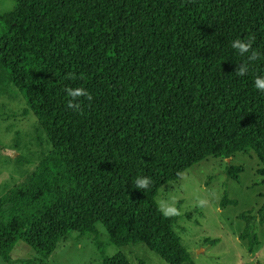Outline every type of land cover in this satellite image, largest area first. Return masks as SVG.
<instances>
[{
    "label": "trees",
    "instance_id": "trees-1",
    "mask_svg": "<svg viewBox=\"0 0 264 264\" xmlns=\"http://www.w3.org/2000/svg\"><path fill=\"white\" fill-rule=\"evenodd\" d=\"M13 1L0 14V67L53 148L28 185L0 196V259L44 264L75 232L93 239L101 264H131L107 249L138 243L170 264H195L180 215L163 216L157 197L211 155L253 152L264 179V92L254 85L264 76V0ZM237 38L252 39L260 57L241 56ZM78 87L93 99L73 110L66 89ZM242 172L226 168L236 181ZM137 177L151 179L147 190ZM238 203L225 194L221 206ZM239 217L253 253L256 217ZM18 241L40 256L14 260Z\"/></svg>",
    "mask_w": 264,
    "mask_h": 264
},
{
    "label": "rangeland",
    "instance_id": "rangeland-1",
    "mask_svg": "<svg viewBox=\"0 0 264 264\" xmlns=\"http://www.w3.org/2000/svg\"><path fill=\"white\" fill-rule=\"evenodd\" d=\"M14 4L13 0H0V14L10 11ZM27 109L24 96L0 67V196L11 188L28 185L41 160L53 148L46 131ZM230 163L243 168L239 181L227 177ZM259 167L253 152H238L230 159L211 155L160 189L157 201L160 207L172 205L178 210L180 218L175 228L195 264H264V224L260 223L264 179L257 172ZM225 194L237 199L238 205L222 207ZM200 201H204L203 206ZM245 211L255 215L261 240L253 253L239 238L245 225L239 215ZM119 251L131 264H139L140 259L145 264H170L144 243L110 246L107 254ZM11 256L18 261L37 258L40 253L18 241ZM0 264L8 263L0 259ZM44 264H101V256L92 238L72 232Z\"/></svg>",
    "mask_w": 264,
    "mask_h": 264
},
{
    "label": "clouds",
    "instance_id": "clouds-1",
    "mask_svg": "<svg viewBox=\"0 0 264 264\" xmlns=\"http://www.w3.org/2000/svg\"><path fill=\"white\" fill-rule=\"evenodd\" d=\"M253 40L249 39L247 41L241 40L239 38L233 40L231 42V46L233 49L237 50L238 53L243 56L251 51V55L248 57L249 61H255L260 57V53L256 50L252 49ZM249 68L247 64H240L236 69V75L243 77L248 74ZM69 78H75L74 74L69 73ZM254 85L257 90L264 92V76H256L254 80ZM67 95L71 98L68 100L67 107L73 110H80V104L76 101L80 97H86L89 101L93 99L92 95L84 88H67ZM151 184V179L148 177H137L135 180V186L140 190H147L149 185ZM204 201H200V206H203ZM160 211L163 216L170 217L172 215L179 214L178 210L172 206H164L161 205Z\"/></svg>",
    "mask_w": 264,
    "mask_h": 264
}]
</instances>
